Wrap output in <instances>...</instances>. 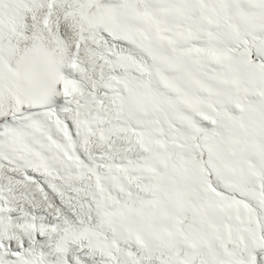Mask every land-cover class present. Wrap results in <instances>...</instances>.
Segmentation results:
<instances>
[{
    "label": "snow or ice",
    "instance_id": "snow-or-ice-1",
    "mask_svg": "<svg viewBox=\"0 0 264 264\" xmlns=\"http://www.w3.org/2000/svg\"><path fill=\"white\" fill-rule=\"evenodd\" d=\"M0 264H264V0H0Z\"/></svg>",
    "mask_w": 264,
    "mask_h": 264
}]
</instances>
